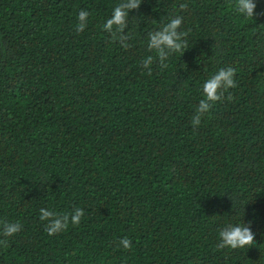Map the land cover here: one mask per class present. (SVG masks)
Listing matches in <instances>:
<instances>
[{
	"label": "trees",
	"instance_id": "obj_1",
	"mask_svg": "<svg viewBox=\"0 0 264 264\" xmlns=\"http://www.w3.org/2000/svg\"><path fill=\"white\" fill-rule=\"evenodd\" d=\"M255 2L260 15L245 18L235 0H142L125 49L101 27L121 0H0V220L23 224L0 245V264H264ZM175 16L188 49L148 75V33ZM228 66L237 86L194 130L203 83ZM75 207L79 225L45 231L41 208ZM242 221L254 244L218 250L219 230ZM123 237L131 249L118 247Z\"/></svg>",
	"mask_w": 264,
	"mask_h": 264
},
{
	"label": "clouds",
	"instance_id": "obj_2",
	"mask_svg": "<svg viewBox=\"0 0 264 264\" xmlns=\"http://www.w3.org/2000/svg\"><path fill=\"white\" fill-rule=\"evenodd\" d=\"M142 0H121L112 12L106 23L101 25L102 29L109 32L113 40H118L122 47L127 49L130 45L127 43L130 34H125V29L129 25V13L133 9H139ZM257 3L255 0H235L234 10L245 18H255L260 13H256ZM181 10H187V4H180ZM90 13L87 10H81L78 14V23L75 27L77 33L83 32L88 24ZM183 16H175L164 24L159 30L148 33V49L155 51L156 56L149 55L142 61V67L147 69L148 75L152 74L151 65L158 58L161 70L167 68L165 62L172 54L180 52L182 55L188 49L187 37L189 31L181 29ZM236 69L232 66L220 68L215 74L203 83L202 91L204 98L201 99L192 116L191 124L195 130L200 124L202 117L209 113L214 104L225 99V93L229 89L237 86L235 79ZM232 100V95L226 97ZM232 199V197H230ZM85 216V210L81 207H75L69 212L60 213L48 208L40 209V220L46 221L45 231L49 235H56L68 229L69 225H79ZM23 229L20 221L9 222L0 220V245L8 246V237H12ZM255 232L251 227V222H240L236 224H227L219 230V242L216 245L218 250L225 248L237 249L252 246L254 244ZM131 249L132 241L128 237H123L118 242V247Z\"/></svg>",
	"mask_w": 264,
	"mask_h": 264
}]
</instances>
